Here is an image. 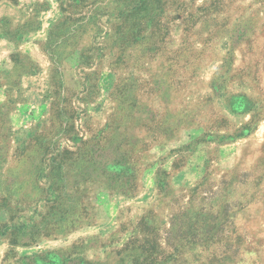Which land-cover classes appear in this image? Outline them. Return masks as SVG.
<instances>
[{
  "label": "rangeland",
  "instance_id": "374dc122",
  "mask_svg": "<svg viewBox=\"0 0 264 264\" xmlns=\"http://www.w3.org/2000/svg\"><path fill=\"white\" fill-rule=\"evenodd\" d=\"M58 1L41 92L0 79V264H264L215 153L264 84V0Z\"/></svg>",
  "mask_w": 264,
  "mask_h": 264
},
{
  "label": "crops",
  "instance_id": "0c3cea01",
  "mask_svg": "<svg viewBox=\"0 0 264 264\" xmlns=\"http://www.w3.org/2000/svg\"><path fill=\"white\" fill-rule=\"evenodd\" d=\"M63 27L58 0H0V79L10 97L41 92L49 65L63 57ZM257 86L235 95L234 104L245 115L236 125L241 133L220 143L215 153L222 177L234 180L238 193L253 195V226H264V84ZM243 173L250 180L247 186L239 182Z\"/></svg>",
  "mask_w": 264,
  "mask_h": 264
}]
</instances>
